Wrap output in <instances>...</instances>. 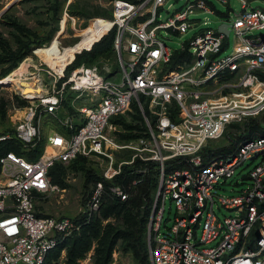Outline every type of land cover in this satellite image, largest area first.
<instances>
[{"label": "built area", "instance_id": "2783aa9c", "mask_svg": "<svg viewBox=\"0 0 264 264\" xmlns=\"http://www.w3.org/2000/svg\"><path fill=\"white\" fill-rule=\"evenodd\" d=\"M167 1L114 0L112 24L83 50L115 28L117 70L108 63L80 64L67 76L64 71L49 73V82L36 78L31 88L41 94L33 100L18 92L28 105L13 121L12 134L0 135V145L34 149L41 139L42 116L56 120L62 131L47 136L34 160L13 151L0 152V264H43L50 251L79 231L73 218L45 216L36 208L39 197L63 191L52 183L49 169L78 156L102 166V181L91 189L83 206L87 215L98 212L103 182H112L124 166H132L136 159L159 164L146 226L150 264H264V136L245 139L231 152L217 151L229 144L230 124L264 113L260 76L264 35H247L264 28V9L247 8L250 0H239L242 11L226 21L235 36L230 55L220 56L227 41L224 33L203 30L181 46L179 51H188V57L170 67L175 51L164 43L161 32L186 34L195 24L191 15L212 10L205 0H194L182 9L165 10L167 17L161 19ZM67 94L69 108L64 106ZM133 103L142 113L147 134L121 140L124 130L112 119L127 116ZM125 153L130 157L121 158ZM255 155L260 161L243 177L246 186L235 194L216 195L221 179L231 177L244 162L254 161ZM179 158L187 166L166 172L165 163ZM138 182L133 180L132 185ZM109 190L121 201L130 196L122 184H112ZM167 198L176 211L173 224L161 234ZM222 208L233 214L221 219ZM213 241L215 245L202 247Z\"/></svg>", "mask_w": 264, "mask_h": 264}, {"label": "rangeland", "instance_id": "374dc122", "mask_svg": "<svg viewBox=\"0 0 264 264\" xmlns=\"http://www.w3.org/2000/svg\"><path fill=\"white\" fill-rule=\"evenodd\" d=\"M193 1L168 0L165 4V9L161 11V19L167 17L165 10L168 9L172 12L173 10L182 9L188 2ZM205 1L212 12L202 11L191 15L189 19L195 24H193L190 31L186 34L171 33L166 30L161 32V38L172 51H179L181 46L192 39L193 35L198 32L203 30L214 31L223 21H232L242 11V5L239 0H229L227 4L221 3L218 0ZM113 3L114 0H0V38L5 40L12 49L18 47L19 39L29 44L27 56L16 68L19 71L22 69V65H24L23 68L26 72H18L14 78L16 79L19 76L21 80L20 84L23 85L24 83H34V80L39 77L43 78L45 82H49L51 79L49 73L54 74L56 72V74L62 75L64 71L65 74L66 67L73 61L76 55L75 52L88 49L92 42L110 26L109 21L112 20L114 11ZM7 5H10V7L6 9ZM255 7L264 9V1L250 0L247 8ZM93 19L98 20L96 22L98 24L94 29H92L93 24L91 23ZM14 20L21 23L26 29L35 33V35L29 36L17 32L12 26V21ZM81 35L82 39L80 40ZM247 35H264V28L254 30ZM226 40L225 47L221 51L220 56L232 53L235 41L233 31H230ZM190 52H193L192 48ZM7 66V62H0V135L12 134L14 130L13 121L23 114V108L28 105V102L22 100L19 96L18 92L21 93L20 89L7 79L8 75L17 70L14 69L6 74ZM4 78L6 84L10 86L1 84V80ZM65 103L67 105L70 104V95L68 94ZM263 114L260 116L262 117ZM38 124L41 136L45 139L44 145L46 144L47 136L54 130L61 128L60 124L49 116H42L38 119ZM130 155V153H126L120 155V157L129 158ZM87 160L86 168L91 171V178H88V174L86 175L80 168L70 165L62 176V182L55 184L63 191L58 195H48L37 199L36 208L39 212L45 215L74 218L83 211L82 201L85 193L91 191L94 187L92 175H99L102 169L100 161ZM259 161L260 157L254 161H246L236 169L231 177L221 179L220 185L217 186L216 195L235 194L242 187L246 186L248 181L243 177ZM135 191L139 193V190ZM155 191L152 192L151 206ZM175 211L174 202L167 198L161 234L166 232L165 228H169L173 224ZM230 214L233 213L222 208L219 212V217L222 219L223 215L228 216ZM108 221L118 229L124 226L122 218L110 217L102 221V227ZM198 235H201V227L198 229ZM215 243L216 241H213L212 243L202 245V247L208 248L215 245ZM95 246L96 242L94 241L91 249L84 257L78 259L75 264H94ZM65 247L62 246L60 248L59 255H49L46 264H69ZM109 264L138 263L125 247L122 239H119L113 248Z\"/></svg>", "mask_w": 264, "mask_h": 264}, {"label": "trees", "instance_id": "16d2710c", "mask_svg": "<svg viewBox=\"0 0 264 264\" xmlns=\"http://www.w3.org/2000/svg\"><path fill=\"white\" fill-rule=\"evenodd\" d=\"M12 26L20 34L35 35V33L26 29L16 20L12 21ZM115 32L114 28L98 42L94 43L89 50H82L80 53H77L74 60L66 67L65 76L69 74L71 69L80 64L88 66L97 64L103 66L104 63H108L112 70H117L118 65L113 50ZM28 52L29 44L27 42L19 39L18 47L12 49L5 40L0 38V62L8 63L6 74L16 69L27 56ZM188 55V51H175L171 58L170 67L174 66L181 58L188 57ZM260 76L264 80V74H260ZM64 105L66 108H69L67 103L64 102ZM144 112L146 115H149L146 108ZM112 122L124 130L123 133H120L121 140H133L147 134L142 113L135 103H133L132 111L127 116H117L112 119ZM58 131H62V129L60 128ZM227 136L230 138L229 144L219 147L217 149L218 152H231L245 139L264 136V114L262 117L259 115L258 117L248 118L239 123L230 124L227 128ZM44 143L45 139L41 136V139L37 142L34 149L29 151H22L19 146L13 143L1 144L0 152L13 151L28 160H34L42 153ZM208 149L210 150L209 146L203 150L204 153ZM87 161V158L78 156L67 165L56 162L49 169L52 183L60 184L62 182V176L70 165L80 168L86 175L88 174V178H91V171L86 168ZM186 166L187 162L179 158L168 160L164 168L166 172H169L175 168H184ZM139 169L144 170V172L138 173L137 170ZM92 176L94 178V186L97 182L102 181L101 173ZM158 177L159 164L155 162H147L144 164L136 159L132 166H124L122 174L117 176L112 182H103L105 193L98 212L91 215L80 212L74 217L73 219L80 225L79 231L66 238L56 249L50 251L43 264L47 263V257L49 255H59L62 246H66L68 263L75 264L78 259L84 257L91 249L94 241L96 242L94 264H109L113 248L119 239H122L125 247L130 251L138 264H150L146 242V226L151 208L152 192L157 188ZM133 180H139V182L136 185H132ZM117 183L122 184L130 192L127 200L121 201L111 195L109 186ZM134 189L139 190V193H136ZM89 195L90 191L85 193L82 201L83 206H85ZM110 217L122 218L124 223L123 228H116L110 221L102 227V221Z\"/></svg>", "mask_w": 264, "mask_h": 264}, {"label": "bare ground", "instance_id": "6f19581e", "mask_svg": "<svg viewBox=\"0 0 264 264\" xmlns=\"http://www.w3.org/2000/svg\"><path fill=\"white\" fill-rule=\"evenodd\" d=\"M120 10L119 9H116L115 10V12L116 13H118ZM96 22H98V20H95L94 21V23H93V26H92V29H94L95 28V26L98 24H96ZM110 22V25L112 24V20L111 21H109ZM91 29V30H92ZM106 30V29H105ZM104 30V31H105ZM103 31V32H104ZM100 36V35H99ZM98 36V37H99ZM98 37L96 38V39H98ZM95 39V40H96ZM79 52V51H78ZM75 53H77V52H75ZM26 62V61H25ZM28 62V61H27ZM23 66L24 65H22V69H20L19 71L17 70L16 72H13V73H11L10 75H8V77H7V79H9L10 80V82L12 83V84H15L19 89H20V91H21V94L24 96V97H26L28 100H33L35 97H38V96H40V90H34L33 88H31V83H24L23 85H21L20 84V82H21V80H20V78H19V76L15 79L14 78V76H15V74L16 73H18V72H21V73H25L26 72V70L23 68ZM5 77V78H6ZM5 78L3 79V80H1V84L2 85H7L6 84V82H5ZM7 81V80H6ZM36 81V80H35ZM34 81V82H35ZM8 82V81H7ZM7 86H10V85H7Z\"/></svg>", "mask_w": 264, "mask_h": 264}, {"label": "water", "instance_id": "95a60500", "mask_svg": "<svg viewBox=\"0 0 264 264\" xmlns=\"http://www.w3.org/2000/svg\"><path fill=\"white\" fill-rule=\"evenodd\" d=\"M11 5V4H10ZM10 5H7L6 6V9L8 7H10ZM217 31L219 32H222L224 33L227 37L229 36V33H230V29H229V26L228 24L226 23V21H223L218 27H217ZM81 52V51H80ZM80 52H77V53H80ZM76 53V54H77ZM75 58V57H74ZM73 58V60H74ZM260 155H262V153H260ZM256 158V155L251 159V160H254Z\"/></svg>", "mask_w": 264, "mask_h": 264}]
</instances>
